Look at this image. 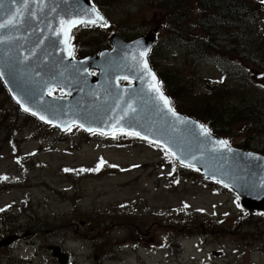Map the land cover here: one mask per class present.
Instances as JSON below:
<instances>
[{
	"label": "rangeland",
	"instance_id": "374dc122",
	"mask_svg": "<svg viewBox=\"0 0 264 264\" xmlns=\"http://www.w3.org/2000/svg\"><path fill=\"white\" fill-rule=\"evenodd\" d=\"M97 1L122 35L159 27L164 36L154 0ZM249 1L262 8L258 24L264 30V0ZM112 34L111 29L79 37L85 48ZM86 51L94 49H84L82 57ZM166 57L164 68L183 87L174 95L187 110H200L203 103L192 95L207 93L212 84L229 83L239 94L264 97V75L246 62L219 65L182 42ZM15 109L0 86V209L10 206L7 217L25 229L32 218L44 232L31 227L32 238L26 230L29 235L12 253L0 249V255H15L21 264H57L47 247L59 245L74 264H264V216L246 214L232 192L178 168L164 150L146 142L99 134L91 139L78 128L63 137ZM222 135L246 144L234 132ZM242 135L248 143L241 148L264 153V132ZM9 226L0 216V229ZM135 245L137 251H131ZM90 253L103 262L86 261ZM109 259L113 262L106 263Z\"/></svg>",
	"mask_w": 264,
	"mask_h": 264
},
{
	"label": "water",
	"instance_id": "95a60500",
	"mask_svg": "<svg viewBox=\"0 0 264 264\" xmlns=\"http://www.w3.org/2000/svg\"><path fill=\"white\" fill-rule=\"evenodd\" d=\"M81 21L105 24L88 0H0V77L21 107L61 129L139 135L231 187L244 208L264 212V155L230 147L172 110L147 60L155 35L125 42L115 34L112 50L77 60L69 38ZM52 90L66 97L50 96ZM51 249L65 264L60 247Z\"/></svg>",
	"mask_w": 264,
	"mask_h": 264
},
{
	"label": "trees",
	"instance_id": "16d2710c",
	"mask_svg": "<svg viewBox=\"0 0 264 264\" xmlns=\"http://www.w3.org/2000/svg\"><path fill=\"white\" fill-rule=\"evenodd\" d=\"M154 5L160 10L166 40L157 42L150 62L173 106L187 115L206 119L214 133L234 132L246 144L237 143L235 138L229 142L238 148L247 147L248 142L242 134L264 132V97L252 92L251 95L248 92L239 94L228 87L229 83L212 84L208 86L207 93L192 95V99L203 103L199 105L202 106L200 110H187L179 106L180 99L174 95L175 90L181 91L183 87L176 83L163 63L169 60L166 53L169 54L176 43L182 42L195 55L205 56L216 64L226 65L235 59L264 74V30L258 24L262 8L249 0H154ZM106 44H88L85 48L76 49L75 54L82 56L84 49L93 48L95 51ZM187 83H192V79L187 78ZM0 86L3 87L1 82ZM186 87L191 89V85L186 84ZM15 110L18 111L17 108Z\"/></svg>",
	"mask_w": 264,
	"mask_h": 264
},
{
	"label": "flooded vegetation",
	"instance_id": "af4514ba",
	"mask_svg": "<svg viewBox=\"0 0 264 264\" xmlns=\"http://www.w3.org/2000/svg\"><path fill=\"white\" fill-rule=\"evenodd\" d=\"M26 230L28 231V228H26V229L22 228V225L20 224L19 220H17V222L12 221L10 226L5 231H4V229L0 230V236L2 238H4L3 236H5V238L11 237V236H17V239L19 240L18 242H20V238L27 237L29 235V233ZM20 233H22V235ZM12 238H14V237H12ZM18 242L14 243L10 248H2L3 251H5V252L7 251L8 255H9L10 253H12L16 249V244ZM105 251H108V250H105ZM92 255L95 257V259L98 258L97 254H92ZM106 256H108V255H105V257ZM13 259L14 260L11 263L10 258H8V263H6L7 259L4 257V255H0V264H21V262L18 261L17 259H15V258H13ZM101 262H103V261L101 260ZM105 262L106 263H112L113 261L109 259Z\"/></svg>",
	"mask_w": 264,
	"mask_h": 264
}]
</instances>
